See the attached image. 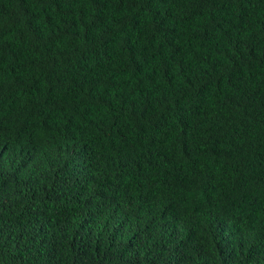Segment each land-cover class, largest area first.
<instances>
[{
	"label": "trees",
	"instance_id": "trees-1",
	"mask_svg": "<svg viewBox=\"0 0 264 264\" xmlns=\"http://www.w3.org/2000/svg\"><path fill=\"white\" fill-rule=\"evenodd\" d=\"M0 264H264V0H0Z\"/></svg>",
	"mask_w": 264,
	"mask_h": 264
}]
</instances>
